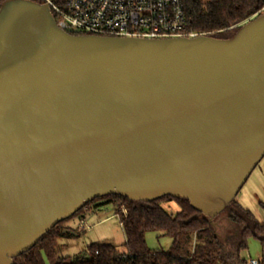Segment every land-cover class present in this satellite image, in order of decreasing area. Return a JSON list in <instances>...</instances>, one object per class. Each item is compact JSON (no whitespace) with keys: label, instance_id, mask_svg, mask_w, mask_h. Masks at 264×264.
Wrapping results in <instances>:
<instances>
[{"label":"water","instance_id":"water-1","mask_svg":"<svg viewBox=\"0 0 264 264\" xmlns=\"http://www.w3.org/2000/svg\"><path fill=\"white\" fill-rule=\"evenodd\" d=\"M264 157V12L230 38L78 35L0 5V264L96 198L186 199L211 223Z\"/></svg>","mask_w":264,"mask_h":264},{"label":"trees","instance_id":"trees-1","mask_svg":"<svg viewBox=\"0 0 264 264\" xmlns=\"http://www.w3.org/2000/svg\"><path fill=\"white\" fill-rule=\"evenodd\" d=\"M4 1L0 0V5ZM184 3L192 29L213 32L212 36L220 38L232 37L241 24L264 7V0H184ZM105 199L96 208L113 206L125 235L124 251H118L110 242H102L92 243L86 252L76 256H61L58 241L70 231L63 232L59 226L67 219L15 258L14 264H246L240 253L248 248V239L254 237L264 245V222L236 201L213 223L188 200L171 196L142 202L109 195L94 199L74 215L96 200ZM165 202H175L178 210L168 212L162 207ZM149 231L170 236L169 250L150 249L145 239ZM260 264H264V259Z\"/></svg>","mask_w":264,"mask_h":264},{"label":"built area","instance_id":"built-area-1","mask_svg":"<svg viewBox=\"0 0 264 264\" xmlns=\"http://www.w3.org/2000/svg\"><path fill=\"white\" fill-rule=\"evenodd\" d=\"M71 34L134 38H197L213 32L190 27L184 0H43ZM264 12V7L255 15ZM253 16V17H255ZM246 264H260L251 259Z\"/></svg>","mask_w":264,"mask_h":264},{"label":"rangeland","instance_id":"rangeland-1","mask_svg":"<svg viewBox=\"0 0 264 264\" xmlns=\"http://www.w3.org/2000/svg\"><path fill=\"white\" fill-rule=\"evenodd\" d=\"M106 200H96L93 205L87 206L82 212L60 224L59 228L63 229V232L66 229L70 231L69 235L58 241L61 256H76L86 252L92 243L102 242H110L118 251H124L125 235L120 217L115 215L113 206L105 204L96 208L98 203ZM234 201L248 209L260 222H264V157L252 171ZM162 207L172 213L178 210L175 202H165ZM145 239L147 246L155 251H167L172 244V238L160 232L149 231ZM240 257L246 261L251 259L262 261L264 245L258 239L250 237L248 248L241 251Z\"/></svg>","mask_w":264,"mask_h":264}]
</instances>
